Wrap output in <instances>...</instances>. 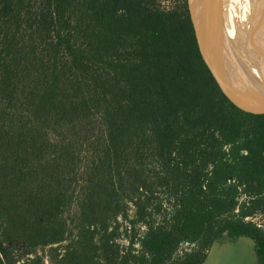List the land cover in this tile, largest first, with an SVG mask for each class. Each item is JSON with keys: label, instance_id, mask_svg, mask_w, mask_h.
I'll use <instances>...</instances> for the list:
<instances>
[{"label": "trees", "instance_id": "trees-1", "mask_svg": "<svg viewBox=\"0 0 264 264\" xmlns=\"http://www.w3.org/2000/svg\"><path fill=\"white\" fill-rule=\"evenodd\" d=\"M73 197L64 264H202L240 236L264 264V114L223 92L188 9L0 0V264H44ZM128 201L144 229L123 251Z\"/></svg>", "mask_w": 264, "mask_h": 264}, {"label": "rangeland", "instance_id": "rangeland-1", "mask_svg": "<svg viewBox=\"0 0 264 264\" xmlns=\"http://www.w3.org/2000/svg\"><path fill=\"white\" fill-rule=\"evenodd\" d=\"M237 0H156L157 4L162 8H186L192 15L196 32L198 36V40L201 42L202 40H208V37L214 35L213 33V16L209 13V7L215 13L214 23L217 27L223 28L225 35L229 38L230 43L228 44L229 50V59L230 66L232 64L233 57L239 53V37L235 36L238 33L236 21L232 22V15L236 18L240 16L245 23L244 14L242 11H239L238 6L235 4ZM262 1V2H261ZM257 4L262 5L264 0H257ZM242 3V2H241ZM247 4V3H246ZM248 5V4H247ZM262 8V6H260ZM249 8V6H248ZM235 9H237L235 11ZM252 9V8H251ZM262 22L264 23V11L260 9ZM225 12L227 13V17H225ZM240 12V13H239ZM252 18V16H251ZM246 19V18H245ZM256 19V18H255ZM252 23L250 22V25ZM220 25V26H219ZM223 26V27H222ZM243 33V31H242ZM243 35H245L243 33ZM205 60V59H204ZM207 63V62H206ZM245 101L248 100L247 93L243 97ZM76 195V192H75ZM157 197V198H156ZM156 197L153 198L154 201L164 200V196L161 194H157ZM245 199L244 195L240 198V202ZM142 201L144 199H141ZM165 204V201H163ZM123 210L126 212V216L120 215L119 218L111 224L112 227L118 226V234L116 239L118 243H120L122 250L125 251L129 246L130 242H134V248H138L137 245V237L139 236L137 232V228L140 225L139 222L135 223L136 232L134 234L133 223L131 224V220H135V204L132 201H128ZM79 211L78 206L76 204V199L73 197L72 204L65 209L64 217L68 223V234L66 239L59 243H54L48 246H44L37 250V254L42 257L44 264H64L63 257L66 254L67 250L70 249L73 240L77 239L79 223L77 219V212ZM159 220V217L157 218ZM254 222H256L261 228L264 229V212L256 213L249 217ZM125 228L128 229L126 232ZM144 229V225L141 226V230ZM133 238V239H132ZM250 240L251 247H249V242L246 241L245 244L241 247H238V257L228 255L230 260L234 264H257V254L255 250V241L250 237H246ZM225 245L229 243L227 237H223L220 240H217L215 244ZM187 243H184L181 246V249L186 247ZM242 248V249H240ZM94 252V251H93ZM99 257V256H98ZM100 259V257H99ZM96 260V259H95ZM97 261V260H96Z\"/></svg>", "mask_w": 264, "mask_h": 264}, {"label": "bare ground", "instance_id": "bare-ground-1", "mask_svg": "<svg viewBox=\"0 0 264 264\" xmlns=\"http://www.w3.org/2000/svg\"><path fill=\"white\" fill-rule=\"evenodd\" d=\"M240 0H237L236 3H238V8L239 11L241 10L242 13L244 14V28L242 29L243 33L244 30L246 31L243 35L244 39L247 40V32L253 28V24L256 21V14L251 13L252 14V18L250 16V14L245 15V11L246 7L242 6V3L239 2ZM247 3V1H246ZM247 5V4H246ZM211 7V6H210ZM209 7V13L211 16H213V33L214 35H211L210 37H208V40H202L201 42L199 41L200 44V49L202 52V55L205 59V61L207 62V64L209 65L212 73L214 74V76L216 77V79L218 80V82L221 84V86L225 89V91L227 92L228 95H230L231 97L240 100L242 98V94L243 93H247V87L244 83V81L242 80L241 76H239L238 74V70L235 71V68L230 67V59H229V50H228V43L227 42H222L221 40V36H220V30L219 27H217L214 23V19L215 17V13L212 9H210ZM264 11V9H263ZM253 12H255L253 10ZM240 13V12H239ZM257 13V12H256ZM225 17H227V13L225 12ZM246 18V19H245ZM242 19V18H241ZM252 20V21H249ZM250 22L253 23L250 25ZM247 25H249V28L247 27ZM255 25V24H254ZM258 25H260L258 23ZM220 26V25H219ZM252 26V28L250 27ZM223 27V26H222ZM224 28V27H223ZM225 29V28H224ZM226 30V29H225ZM235 36L239 37L238 34H236ZM241 38V37H240ZM249 55H247L244 59H243V63H244V67L251 71H253L252 69H254V65L257 64L256 60L254 58V56H252L250 53H248ZM252 56V57H251ZM251 92L258 94L260 91L264 90V86L259 84L258 82H251ZM248 241L249 242V247H251V243L250 240L247 238H242L240 239L238 242L233 243V244H225V245H216L212 248V251L207 259L206 264H234L230 258L228 257V255L231 256H235L238 257V247H241L245 244V242ZM242 249V248H240Z\"/></svg>", "mask_w": 264, "mask_h": 264}, {"label": "water", "instance_id": "water-1", "mask_svg": "<svg viewBox=\"0 0 264 264\" xmlns=\"http://www.w3.org/2000/svg\"><path fill=\"white\" fill-rule=\"evenodd\" d=\"M262 2V1H261ZM261 10L264 9V3H262ZM262 12V11H261ZM252 28V26H250ZM246 32V31H245ZM244 32V33H245ZM238 34V33H237ZM247 40L244 39V36H242V40H239V54L242 53V51H245L247 55L250 53L252 56H254L256 63L254 65L253 71L247 70L243 64H241V60L238 57L235 64L238 68V74L241 76L242 80L244 81L246 87H247V96L248 100L245 101L243 98L245 93L242 94V98L240 100H237L230 95L227 94L225 89L221 86L223 92L228 96V98L239 108H241L244 111L251 112V113H257V114H264V90L260 91L258 94L255 95V93L251 92V82H258L259 84L264 86V25L261 27H257L253 25V28L250 29L247 33ZM250 56V55H249ZM251 56V57H252ZM218 81V80H217ZM246 238L248 236H240L236 241L232 242L229 241V243L226 244H233L238 242L242 238ZM251 238V237H250ZM253 239V238H251ZM254 240V239H253ZM255 241V240H254ZM256 244V243H255ZM216 245L220 244H213L208 253L206 258L204 259L202 264H206L207 259L212 251V248ZM258 259V257H257Z\"/></svg>", "mask_w": 264, "mask_h": 264}, {"label": "flooded vegetation", "instance_id": "flooded-vegetation-1", "mask_svg": "<svg viewBox=\"0 0 264 264\" xmlns=\"http://www.w3.org/2000/svg\"><path fill=\"white\" fill-rule=\"evenodd\" d=\"M241 2H242V6L243 7H246V8H244V9H246V11H245V15H247V14H250V16H252V14L251 13H254V14H256V21L254 22V26H257V27H261L262 25H264V23L262 22V17H261V11H260V9H261V7H260V5L259 4H257L258 2H257V0H240ZM239 1V2H240ZM246 1H247V4L248 5H246ZM240 2V3H241ZM235 4H237L238 5V3H236V1H235ZM248 6H249V8H248ZM252 8V9H251ZM237 9H235V11H236ZM253 10L255 11V12H253ZM257 12V13H256ZM247 13V14H246ZM248 16V15H247ZM249 21H252V20H250L249 19ZM258 23L260 24V25H258ZM236 25H237V30H238V36H239V40H242V29H245L244 27V21L241 19V17L240 16H237L236 17ZM247 27L249 28V25H247ZM244 32H245V30H244ZM241 37V38H240Z\"/></svg>", "mask_w": 264, "mask_h": 264}]
</instances>
